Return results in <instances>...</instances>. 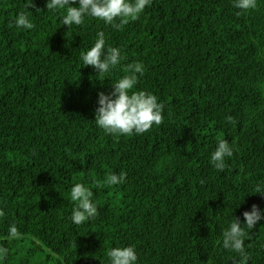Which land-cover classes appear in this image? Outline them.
Listing matches in <instances>:
<instances>
[{
    "label": "trees",
    "instance_id": "obj_1",
    "mask_svg": "<svg viewBox=\"0 0 264 264\" xmlns=\"http://www.w3.org/2000/svg\"><path fill=\"white\" fill-rule=\"evenodd\" d=\"M25 3L0 0V264H107L108 250L129 245L137 264H235L217 241L232 215L243 223L253 204L264 209L253 191L264 183V0L249 10L152 0L119 30L95 18L64 26L46 0ZM20 11L33 29L14 26ZM98 31L124 57L105 77L80 60ZM136 61L145 72L135 90L163 102L162 123L106 134L94 122L98 93ZM223 139L233 156L221 173L210 156ZM113 172L124 181L106 184ZM75 183L98 207L79 225ZM245 245L248 264H264V220Z\"/></svg>",
    "mask_w": 264,
    "mask_h": 264
},
{
    "label": "clouds",
    "instance_id": "obj_2",
    "mask_svg": "<svg viewBox=\"0 0 264 264\" xmlns=\"http://www.w3.org/2000/svg\"><path fill=\"white\" fill-rule=\"evenodd\" d=\"M152 0H46L48 11H60L61 23L64 26H81L87 18H95L119 30L130 19H136ZM257 0H234L237 9L249 10L256 7ZM75 5V6H73ZM33 0H26L25 8L34 7ZM41 12L40 9L36 13ZM30 11L17 13L13 24L24 30L34 28ZM119 20V23L116 21ZM124 57L119 47L106 43L105 33L98 31L94 43L80 53L83 67L91 66L97 76L105 77L117 68ZM126 74L111 82L112 91L107 95L98 93V107L95 110L94 122L106 134L131 135L143 134L153 125H160L163 120L164 104L151 92L135 90L138 78L145 72L142 61L130 63L125 68ZM232 122V117L227 118ZM233 156V146L226 140H220L211 153L210 163L221 173L226 168V158ZM125 174L115 172L107 176L105 183L117 185L124 181ZM253 191L264 196V183L257 184ZM94 193L83 183H75L70 190V198L74 203L71 211V221L79 225L98 214L97 204L93 200ZM239 206V205H238ZM237 206V207H238ZM3 215V212H0ZM243 223L234 219L233 215L228 226L223 230L222 241H217L222 248L236 253L235 264H248L251 253L247 251L245 237L249 231L264 220V209L253 204L248 211L243 212ZM9 238L15 239L20 233L15 224L8 226ZM264 247V245H261ZM8 249L0 245V258L7 255ZM107 264H137L138 254L134 246L112 247L107 252Z\"/></svg>",
    "mask_w": 264,
    "mask_h": 264
}]
</instances>
